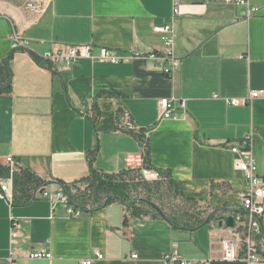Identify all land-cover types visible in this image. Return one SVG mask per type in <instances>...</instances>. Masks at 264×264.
<instances>
[{"label":"crops","instance_id":"crops-1","mask_svg":"<svg viewBox=\"0 0 264 264\" xmlns=\"http://www.w3.org/2000/svg\"><path fill=\"white\" fill-rule=\"evenodd\" d=\"M247 1L180 0L172 18V0H45L37 16L25 0H0V62L10 56L11 74L0 92V164L9 168L11 157L15 171L48 183L46 194L24 205L0 198V264H165L173 248L207 264H245L221 259L228 227L216 220L239 210L245 184L230 148L250 129L264 178V94L230 103L264 90V0ZM250 7L257 11L247 15ZM168 22L178 60L172 77L165 61L150 57L165 52L154 29ZM74 44L125 58H82L69 68L41 58ZM171 97L185 106L163 118L159 100ZM144 156L166 172L167 197L195 202L205 219L219 211L198 228L174 229L161 216L132 217L119 202L71 216L56 200L57 181L71 184L91 166L105 173L138 167ZM32 252L50 256L32 259Z\"/></svg>","mask_w":264,"mask_h":264},{"label":"built area","instance_id":"built-area-1","mask_svg":"<svg viewBox=\"0 0 264 264\" xmlns=\"http://www.w3.org/2000/svg\"><path fill=\"white\" fill-rule=\"evenodd\" d=\"M230 2L232 0H225ZM237 4H247V0H233ZM180 0H172V18L178 14V5ZM25 9L32 12L35 16L40 15L45 7V0H25ZM257 11L256 8L250 7L247 15ZM155 32L160 35L165 45V52L159 54H150V57L165 61L162 67L163 72L172 77L177 66L178 60L174 57L172 48L174 45L173 24L168 22L162 26L156 27ZM23 43L17 34H12L13 49L22 47ZM41 58L63 68H69L73 63L82 58L96 59L99 61L119 62L124 56L115 54L112 50L100 48L97 55L93 53V46L90 44H74L68 45L65 49H54L45 52ZM264 94V90L251 91L247 99L239 101L231 99L230 103L242 104L248 100H252ZM185 101L183 99L161 98L159 107L161 117L170 118L176 107L184 108ZM129 130L135 127L131 123L126 124ZM253 129L241 140L240 145L232 146L230 150L237 156L235 160V168L243 174L244 189L241 193V201L239 210L233 214L234 225L228 227V234L220 240L221 259L224 261L244 260L245 264H261L264 262V178L260 177L256 171L255 157L252 151ZM6 163L10 168V172L15 171V163L11 157L6 158ZM142 177L146 181L161 180L162 175L155 169H143ZM11 179L0 181V198L12 202ZM46 194L45 190L40 191ZM53 199V198H52ZM56 200L62 203L66 208V213L71 216H79L82 213L74 211L68 207L67 198L61 189L56 195ZM241 227L245 229L240 232ZM49 254L42 252H32L29 257L32 259L49 258ZM132 257H136L132 255ZM97 259H102L103 255L96 253ZM163 261L165 264H207L208 259L191 260L181 256L178 251L173 248L165 254ZM92 259L83 261V264H91Z\"/></svg>","mask_w":264,"mask_h":264},{"label":"trees","instance_id":"trees-1","mask_svg":"<svg viewBox=\"0 0 264 264\" xmlns=\"http://www.w3.org/2000/svg\"><path fill=\"white\" fill-rule=\"evenodd\" d=\"M9 60L10 56L0 62V92H6L10 87ZM119 113H122L121 109H119ZM137 136L142 145L146 147L143 134L140 133ZM143 169H155L147 163L146 156L143 157V162L138 167L126 168L117 173H105L91 166L85 176L71 184H65L62 181L57 182L67 198L66 205L80 213L119 202L132 217H141L147 214L161 216L148 202L154 201L153 197L163 186L168 192L169 187L164 183L167 181V174L163 170L155 169L163 178L146 181L141 174ZM0 176L12 180V204L17 205H24L38 195H42L40 191L45 190V186L48 184L26 168H19L11 173L8 167L0 164ZM135 177L140 180L135 181ZM191 203L190 205L184 203L180 210H173L168 213L161 204L159 207L165 213V220L174 229H195L204 222L205 218L201 216L197 204ZM218 211L215 210L212 216Z\"/></svg>","mask_w":264,"mask_h":264},{"label":"rangeland","instance_id":"rangeland-1","mask_svg":"<svg viewBox=\"0 0 264 264\" xmlns=\"http://www.w3.org/2000/svg\"><path fill=\"white\" fill-rule=\"evenodd\" d=\"M134 180L136 181L140 179L135 177ZM167 196H168V192L166 188L163 186L162 188L159 189V192L156 193L155 197H153L154 198L153 202H155V204H157L158 206H160L159 204H162L167 213L173 210H180L183 207V204L180 201H176L171 197H167ZM198 210L201 211V209Z\"/></svg>","mask_w":264,"mask_h":264},{"label":"water","instance_id":"water-1","mask_svg":"<svg viewBox=\"0 0 264 264\" xmlns=\"http://www.w3.org/2000/svg\"><path fill=\"white\" fill-rule=\"evenodd\" d=\"M148 203L155 211H157V213H159L161 215V217H163L164 219L166 218L165 213L163 212V210L157 204H155V203H153L151 201H149ZM212 214L213 213H210L200 226H202L203 224L207 223L210 220ZM216 224H217L218 227H222V226L233 227V225H234L233 215L218 217L217 220H216Z\"/></svg>","mask_w":264,"mask_h":264}]
</instances>
